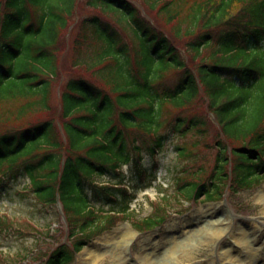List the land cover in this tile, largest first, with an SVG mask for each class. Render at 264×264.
<instances>
[{
	"label": "trees",
	"instance_id": "1",
	"mask_svg": "<svg viewBox=\"0 0 264 264\" xmlns=\"http://www.w3.org/2000/svg\"><path fill=\"white\" fill-rule=\"evenodd\" d=\"M81 1L0 0V105L37 94L48 108L50 87L52 82L56 86L60 69L56 45ZM86 3L119 15L121 30L100 16L83 21L91 31L82 42L91 40L98 47L88 53L93 54L91 63L77 61L78 67H87L88 77L75 73L65 83L60 121L65 140L51 121L16 126L15 121L35 104L19 112L14 121L0 106L2 174L12 180L27 179L25 190L44 205L54 203L59 194L69 237L75 241L58 247L46 264L72 262L86 241L114 225L117 213L124 219L131 216L136 193L156 180L155 159L169 133L196 135V146L215 129L221 184L227 177V143L232 141L242 142L232 145L240 157L233 170V188H252L264 170V163L260 172L256 170L264 158V0ZM142 10L156 13L155 25ZM170 35L187 41L195 55L193 65L182 60ZM129 45L133 57L128 55ZM209 48H213L211 56L203 57V50ZM99 66L96 73H89ZM171 70H177V76L167 84L165 75ZM202 92L206 100L197 105ZM197 106L206 107L217 124L210 116L198 114ZM173 111L178 112L175 117ZM181 154L189 157L191 151L182 148ZM126 164L128 180L122 169ZM103 177L105 181L99 180ZM221 187L194 185L196 197L205 194L208 200L222 195ZM131 221L144 230L160 224L163 217L143 220L144 228L140 221ZM9 226L8 220L0 218V232Z\"/></svg>",
	"mask_w": 264,
	"mask_h": 264
},
{
	"label": "rangeland",
	"instance_id": "2",
	"mask_svg": "<svg viewBox=\"0 0 264 264\" xmlns=\"http://www.w3.org/2000/svg\"><path fill=\"white\" fill-rule=\"evenodd\" d=\"M85 1L83 0L69 20L67 28L62 31L56 45L55 51H58L60 69L56 87L54 82L50 87L48 108L45 109L42 96L37 94L29 98L15 97L9 101H3L0 105L6 115L12 116L13 121L17 114L27 110L29 105H36L28 110L20 121H15L17 127L24 128L43 121H51L59 129L63 114L62 96L65 92V83L75 73H78L76 76L88 77L87 67H78L80 64H77V61L82 59L91 63L93 58L90 57L93 54L88 53L98 47L97 43L91 40L82 42L83 37L91 31V27L83 22L85 19L90 20L95 16L105 17L104 20L110 22L117 30H121L120 25L115 21L114 14L107 13L103 9L91 8ZM130 1L139 2V0ZM145 14L150 18L146 17L148 20L155 22L154 15H157L154 11L145 10ZM161 22L160 20L158 23L161 24ZM131 32L134 33L133 29ZM170 37L179 49L182 60L193 65L195 55L189 51V47L187 48V41L172 35ZM128 48L130 51L128 55L133 57L134 48L131 45ZM212 52L213 48L203 50V57H210ZM108 63L112 64L111 61ZM199 63L200 59L195 60L194 65L197 66ZM100 68L91 69L89 73H96ZM176 73L177 70H171L165 75L168 78L167 84L173 81L174 76H177ZM203 99L205 97L202 92L196 104H203ZM195 111L198 114L210 116V119L214 120L206 111V107L197 106ZM177 113L173 111L172 115L175 117ZM172 124L173 122L170 125ZM5 126L7 127V124ZM59 132L65 138L63 131ZM139 136L142 137V135ZM168 136H170L169 140L157 158L159 163L157 183L152 189L139 192L138 199L132 206L135 209L134 216L145 219L156 214L159 201L164 203V200H168L170 206H162L165 211L170 210V216L165 223L151 232L139 233L129 222L119 220L113 229L92 240L71 264H94L96 256H102V254L113 257L108 264H116L117 256L113 254V250L116 246H120L117 233L119 230H128L130 226L138 234L124 240L125 248L120 246L127 255L126 264H148L149 254L162 258L175 243L182 241L183 236L190 238L188 241L185 240L186 246H177L173 249L174 264H264V180L253 189L240 194L233 191L229 196L226 195L225 198L222 197L217 201H204L202 198L195 202H186L179 195L178 189L194 182L204 183L207 181L206 177L214 173L216 169L217 158L220 155V149L217 146L218 133L215 129L211 130L209 136L204 141L201 139L196 146L193 145L195 142L193 137L196 138V135L175 136L169 133ZM232 143H227L231 145L227 147L228 152L229 148L233 151L232 145L239 146L242 142L232 141ZM182 148H188L191 155L188 157L187 154H180ZM235 160L238 161L239 158L235 156ZM126 170L127 167H124V171ZM1 176L0 173V180H3ZM21 181H0V184L3 183L0 186V216L8 217L15 225V231L0 236V264H42L39 262L40 256L53 250L63 241L70 242L59 210L54 209L53 206L32 207L30 202L32 195L29 192L23 194L24 183ZM193 193L194 191L190 190L189 196L191 197ZM182 195L186 197L187 192L183 191ZM163 214L164 212L160 213V215ZM213 221L218 223L214 227L215 230L221 228L222 234L220 233L214 239L194 236L197 230L206 228L207 223ZM54 230H57L55 239L41 237V232L53 233ZM252 238L255 241L251 249L249 241L251 242ZM20 255H28L29 258L24 260ZM240 261L243 263H239Z\"/></svg>",
	"mask_w": 264,
	"mask_h": 264
},
{
	"label": "bare ground",
	"instance_id": "3",
	"mask_svg": "<svg viewBox=\"0 0 264 264\" xmlns=\"http://www.w3.org/2000/svg\"><path fill=\"white\" fill-rule=\"evenodd\" d=\"M215 225H218L217 222H208L206 225V228H203L202 230H197L196 234L194 236H199V237H207L209 239H214L217 235L222 234V229L219 228L218 230H215ZM132 231H124V230H119L117 235L120 238L118 242H120V246L124 247V240H127L130 237L133 238L135 233H131ZM245 232V231H244ZM246 233V232H245ZM136 235V234H135ZM190 237H184L181 242L175 243L174 247H171L169 250H167L166 254L162 258H156L154 255L149 254V263L148 264H174L173 262V249L177 246H186L187 242L185 240H189ZM256 238V237H254ZM252 238L251 242L249 241L250 248L252 249V244L254 243L255 239ZM244 245L247 243H243ZM119 245L115 247L113 250V254L117 257L116 258V264H126L128 261L127 255L125 254V251L122 250V248ZM125 248V247H124ZM126 250V249H125ZM254 250V249H253ZM96 261L94 264H108L109 260H112V256H107L106 254H102V256L97 255L96 256ZM254 260V259H253ZM94 262V261H93ZM243 263V262H239Z\"/></svg>",
	"mask_w": 264,
	"mask_h": 264
}]
</instances>
